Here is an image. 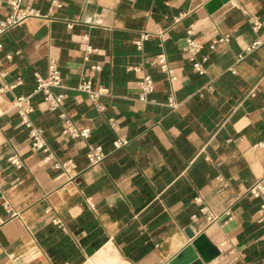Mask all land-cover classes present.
Masks as SVG:
<instances>
[{"label":"crops","instance_id":"1","mask_svg":"<svg viewBox=\"0 0 264 264\" xmlns=\"http://www.w3.org/2000/svg\"><path fill=\"white\" fill-rule=\"evenodd\" d=\"M14 2L40 17L0 36V264H170L201 234L221 252L209 264H264L263 202L249 194L264 184V0H0V21ZM50 59L63 78L52 92L67 96L56 111L36 93ZM86 81L108 89L101 112L77 90ZM19 97H31L50 163L31 148ZM61 114L90 140L64 135ZM120 137L129 144L115 149ZM89 145L101 164L89 165Z\"/></svg>","mask_w":264,"mask_h":264},{"label":"built area","instance_id":"2","mask_svg":"<svg viewBox=\"0 0 264 264\" xmlns=\"http://www.w3.org/2000/svg\"><path fill=\"white\" fill-rule=\"evenodd\" d=\"M40 14L31 8H21L17 2L12 3V13L5 19L0 21V36L4 35L5 33L9 32L13 28L21 25L24 21L29 18H39ZM180 20V18H178ZM261 28L259 22H255L253 24V30L258 32ZM149 36L147 34H143L141 39L136 42L138 47H141L142 43L147 41ZM230 37H222L218 38L212 42L210 48L214 50L217 45L222 43H228ZM262 46L261 41H255L252 43L247 49L245 55L251 54L255 52L258 48ZM2 49V45H0V51ZM202 50V46L197 43L193 39H187V45L185 48V52L190 56V61L193 64V70L199 74L204 75L206 73L205 68L203 67L202 63L198 62L196 56ZM91 52V49H88V53ZM245 55H241L240 59H243ZM206 59H204V62ZM159 67L164 73H167L171 79L174 81L176 77L174 76L173 71L168 67L165 57L159 56L158 63ZM94 69H100L99 67H94ZM36 82H37V90L36 93L42 94L44 97L45 103L48 104L49 109L51 111H56L60 108L62 102L66 99V95L64 94H53V89H60L63 87V78L59 70L58 61L56 59H50L48 63V74L46 77H42L38 74L35 75ZM77 90L81 93H84L88 96L90 102L92 103L93 107L97 111H102L103 107L99 103V99L102 96L108 94V89L104 86H99L98 88H94L91 81L82 82ZM141 90L142 95L147 96L152 94L155 90L154 81L150 76H145L141 82ZM172 104V102H171ZM14 107L17 110V113L21 119V125L29 130L30 137H31V148L35 152H41L46 155L45 162L50 163L53 161L54 156L51 152L48 144L44 138V132L38 129L33 121L30 118V115L34 112V108L31 104V97H19L14 101ZM60 119L63 123V134L68 136L73 140H85L88 141L91 138V130L89 128H78L75 124L67 117L65 114L60 115ZM111 127H115L116 124L114 122H110ZM129 144V141L126 137L117 138L113 145L115 149H120ZM106 158V155L103 149L100 146L96 145H89L88 146V153L87 159L90 166H95L101 164ZM9 162L17 168H22L23 164L22 161L13 156L9 159ZM72 165L71 162L68 163ZM67 165H59L55 164L54 167L56 169L65 168ZM249 194L254 197L255 199H261L263 205L261 207V213L264 214V184L257 183L254 185L250 190ZM199 203H201V199H197ZM200 213L206 216L208 222H215L217 219L211 215L206 207L201 208ZM230 215V213L228 212ZM194 221H198V216L193 217Z\"/></svg>","mask_w":264,"mask_h":264},{"label":"water","instance_id":"3","mask_svg":"<svg viewBox=\"0 0 264 264\" xmlns=\"http://www.w3.org/2000/svg\"><path fill=\"white\" fill-rule=\"evenodd\" d=\"M220 1L222 4H227L230 0ZM220 255V250L205 234H201L174 257L170 264H209Z\"/></svg>","mask_w":264,"mask_h":264}]
</instances>
